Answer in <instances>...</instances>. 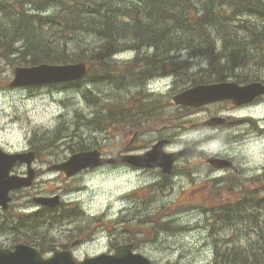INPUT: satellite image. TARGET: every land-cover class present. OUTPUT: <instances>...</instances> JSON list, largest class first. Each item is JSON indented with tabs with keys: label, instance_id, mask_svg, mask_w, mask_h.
Returning a JSON list of instances; mask_svg holds the SVG:
<instances>
[{
	"label": "rangeland",
	"instance_id": "1",
	"mask_svg": "<svg viewBox=\"0 0 264 264\" xmlns=\"http://www.w3.org/2000/svg\"><path fill=\"white\" fill-rule=\"evenodd\" d=\"M29 10L32 9L27 8L22 12L26 14ZM9 16L11 15L4 18L6 19ZM251 18L256 20L254 16H251ZM244 39L248 41L247 37H244ZM251 42L252 45L248 47L252 48L255 43L254 40ZM7 57L10 61L14 60L11 54H8ZM133 58L134 55H128L120 58V60L128 62ZM180 59L187 61L190 65L180 70L181 75H178L177 79L161 80L153 84V88L160 89L168 96L169 103L165 110L168 118L174 117L178 112L176 106L171 103L172 95L180 91L183 83L201 65L204 66L203 63L205 62V60L199 58L192 59L187 53L182 54ZM250 60H253V58L248 57L245 63H250ZM2 64L3 61L0 58V66ZM14 69L13 66L7 69L0 79V145L4 150L10 152L35 150L38 157L35 168L39 170V176L31 188L15 192L17 194L16 200L12 201L8 211L12 210L11 207L17 210L19 205H24L27 202L31 203V199L35 196L60 194L64 200L63 202H76L77 207L84 210L85 213L95 216L93 219H99V222L90 225V228L93 229L91 237L94 236L95 239L84 242L72 249L76 258L82 260L87 256L106 252L107 247L114 243L113 238H107V235H109L110 230L116 228V220L124 218V214L131 216L130 212H134L132 216L135 217L137 212L134 210V205L142 200L141 204L144 206L150 199V195L144 192L143 187L157 179L153 174H137L124 168V165L87 170L73 178H67L64 173L48 171L53 163L60 162L70 156L68 154L72 149L63 148L62 146L49 147L45 132L54 130L58 126L61 115L67 117L70 114L72 109H68V100L75 101V97L72 96L75 94L66 91L51 93L44 87L35 89L12 88L10 83L14 78ZM100 74L97 65L94 64L92 70L93 80L99 81ZM107 75L112 77L110 85L117 88L116 86L121 82L120 75L117 73H107ZM126 84H129V82L127 81ZM131 85V93L135 92L136 88L142 91L145 86H142L141 83L139 85L131 83ZM79 92L88 99L90 98L88 86L81 85ZM228 107L231 110L234 109L232 106L223 103L193 110L190 112L191 122L185 124L183 129L171 122L163 124L162 118L157 121L163 127L167 125L163 133L175 136L173 138L184 141L191 139L197 148L201 147L203 142L205 143L204 147L208 145L213 153L229 152L235 155L234 158L237 159L241 170L240 179H243L245 174L247 176L254 175L258 168L264 166V140L259 138L248 142L245 139L235 137L233 134L226 136L225 131L221 130L219 136L227 137L228 141L225 142L219 137L210 138L209 141H206L209 136L217 134H214L211 129L191 127L193 123L201 122L211 115L223 112ZM170 110H173V112ZM246 112L245 115L254 116L255 119L264 116V111L256 108H250ZM131 133L129 131L125 134L124 129H112L110 137L106 142H101L99 149L104 154L112 155L117 147H122L126 139L129 141L132 138ZM115 135H119V139ZM138 145L141 148H146L148 142L143 140ZM212 152L209 151L208 154L212 155ZM198 155L201 154L198 153ZM207 158L187 157L177 164V171L171 176L174 184L171 192L158 194V205H149L151 212H158L165 207V213L169 215L167 219L173 220L172 227H167L158 235L149 237L150 227L145 224V215H140L141 220L134 226L127 225V229L136 238L145 239L144 242L137 243L133 242L132 238L129 241L134 243L138 252L150 257L155 264H219V262H214L213 252L215 245L218 246L222 238L230 236L233 243L237 242L239 244H234L233 247L244 249L249 242L256 239V235L253 233L254 227L258 233L261 232L259 227L254 226L251 221L246 219L239 222V228L231 225L221 227L216 221L209 222L207 220L206 213L212 208L216 209L220 203L221 205H232L237 202L239 197V191L236 187L239 177H236L231 171L229 174L224 175L225 173L214 170L206 162ZM187 169L192 171L190 176L187 175ZM25 172V165L19 166L13 171L14 174L20 175H24ZM177 173L179 175L176 176ZM219 175L222 177V183H209V179ZM256 182L255 188H261L264 185L261 178L257 179ZM200 186L201 188H198ZM157 188L159 189V187ZM37 206L34 204L27 209L30 211L37 210ZM45 208L47 206H43V210L38 209L37 212H44ZM144 210H146V207ZM149 215L153 216L151 213ZM163 215L164 213L159 211L156 215L158 221ZM108 224L110 229L107 232L105 231L104 234L102 226ZM259 224L264 229V214L259 217ZM210 230L215 232L216 240L214 243ZM1 244V247H11L13 245L3 237H0ZM222 264H225V262L223 261Z\"/></svg>",
	"mask_w": 264,
	"mask_h": 264
},
{
	"label": "trees",
	"instance_id": "2",
	"mask_svg": "<svg viewBox=\"0 0 264 264\" xmlns=\"http://www.w3.org/2000/svg\"><path fill=\"white\" fill-rule=\"evenodd\" d=\"M25 3L28 4L26 8L33 6L34 9L53 6L57 12L42 20L34 10L24 14L23 10L18 12L14 6L5 7L0 2V55L6 59L13 52L11 56L18 58L21 66L82 60L111 66L109 59L116 53L146 48L153 50L148 55L149 59L166 61L186 47L200 54L202 48L197 46L198 39H201L199 44L208 45L211 64H216L222 58L239 59L240 64L242 52L252 45L253 40L248 36L251 38L253 33L264 35V0H25ZM245 12L258 16L260 22L238 19ZM226 14L233 16L230 23V20H226ZM8 15L11 16L5 19ZM256 42L253 46L258 49L261 46ZM210 78L219 80L226 78V75L220 73ZM111 79V76L105 75L101 77L100 84L94 83L88 87L106 86ZM205 81L209 82V76ZM126 82L122 79L117 88L111 85L104 87V96L108 98L115 90L122 93ZM81 85L79 81L63 88L79 92ZM91 92L89 102L94 105L96 99ZM122 97L107 99L109 103L103 111L97 109L99 112L95 117L83 119L76 112L73 126L70 129L63 126L64 130L69 131L66 138L75 145H82L87 140V135L82 134L84 128L92 131L106 130L108 125H129L125 109L109 110L119 104ZM143 98L151 102L150 95L144 94ZM249 194L252 195V191ZM245 202L250 200L246 199ZM230 221V218H226L220 223H237ZM218 253L220 260L229 264H264V236L257 234L256 240L244 249L227 245L224 252Z\"/></svg>",
	"mask_w": 264,
	"mask_h": 264
},
{
	"label": "water",
	"instance_id": "3",
	"mask_svg": "<svg viewBox=\"0 0 264 264\" xmlns=\"http://www.w3.org/2000/svg\"><path fill=\"white\" fill-rule=\"evenodd\" d=\"M86 66L83 63L68 66H56V67H45L35 69H21L17 71V79L15 84H32L39 83L45 84L48 82L62 81L77 79L86 74ZM264 93V86L260 83L252 84L250 89L243 90L239 89L236 85L229 86H205L197 87L187 93L178 95L175 97L176 102H182L185 104L199 105L212 100L234 97L239 99V96L246 97L247 100L252 94ZM30 157L26 156H2L0 155V202L5 203L8 200V191L11 188L18 187L21 185H29L31 183L32 175L27 180H20L17 178H9L8 174L13 164L20 160L31 161ZM98 153H82L74 156L67 164V170L76 172L87 166H96L100 164L98 159ZM179 158L173 155L161 156L160 152L156 154L155 151L150 152L146 157H126L123 160L130 161L131 163L145 167V166H159L164 167V172L171 173L173 169L174 161ZM210 162L214 165V159ZM219 164H224L221 161H217ZM130 246L125 247L126 250H130ZM53 264H75L71 256L68 254L59 255L54 259ZM83 264H150L142 256H135L129 252L117 256H101L95 259H88Z\"/></svg>",
	"mask_w": 264,
	"mask_h": 264
},
{
	"label": "flooded vegetation",
	"instance_id": "4",
	"mask_svg": "<svg viewBox=\"0 0 264 264\" xmlns=\"http://www.w3.org/2000/svg\"><path fill=\"white\" fill-rule=\"evenodd\" d=\"M264 98V97H263ZM263 98H261V99H263ZM261 99H259V101L261 100ZM258 107H260L261 109H264V104H260ZM243 121V120H242ZM166 130V129H165ZM164 132V131H163ZM164 134V136H166V137H175V136H173V135H169V134H165V133H163ZM239 137V136H238ZM237 137V138H238ZM240 139H244V138H241V137H239ZM157 140H159V138H157L155 141H157ZM131 147V146H130ZM129 149H131V148H129ZM130 152H135V151H137V150H129Z\"/></svg>",
	"mask_w": 264,
	"mask_h": 264
}]
</instances>
